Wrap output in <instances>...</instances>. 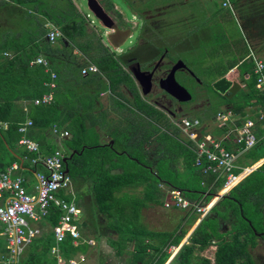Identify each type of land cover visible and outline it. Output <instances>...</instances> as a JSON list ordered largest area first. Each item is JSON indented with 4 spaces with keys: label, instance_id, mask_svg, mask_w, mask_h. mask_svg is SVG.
<instances>
[{
    "label": "trees",
    "instance_id": "trees-1",
    "mask_svg": "<svg viewBox=\"0 0 264 264\" xmlns=\"http://www.w3.org/2000/svg\"><path fill=\"white\" fill-rule=\"evenodd\" d=\"M66 1L45 7L43 0H0L1 5L12 3L16 20L12 32L4 35L0 31V171L22 160L20 171L43 169L32 159L59 147L52 126L68 129L70 137L62 144L65 155L72 154L67 162L69 174L74 182H85L82 188L91 193L94 217L102 216L106 227L117 234V239L110 241L117 253L131 247L129 264H165L171 246L181 244L200 215L188 211L183 218L187 226L182 222L172 230H155L143 221V209L164 204L166 191L161 184L181 188L194 202H207L223 188L225 178L204 173L196 165V153L181 140L180 129L143 97L132 75L124 69L129 53L112 50L96 29L89 32L86 18L78 12L74 0ZM246 3L238 11L239 19L254 52L264 55V0ZM58 6L60 14L55 15ZM106 6L115 8L109 0ZM2 21L3 17L0 25ZM49 23L63 33L54 44L46 36ZM181 41V45L189 43L196 51L209 49L197 33L190 32ZM74 46L84 54L82 60L75 55ZM240 49L242 57L246 56L249 50ZM154 51L155 59L163 48L156 46ZM40 54L58 73L55 101L51 104L33 103L48 91L46 83L50 80L42 64L30 63ZM90 62L99 71L83 74L82 69ZM236 63L234 60L222 75ZM254 67L252 60L241 66L251 79L243 94L245 103L237 107L238 111L252 99L264 104V96L256 88ZM123 86L132 96L124 94ZM107 90L111 91L110 112L101 100V93ZM222 97L229 105L231 100ZM27 118L34 122L27 136L39 142L40 153L29 152L20 144L23 133L19 127ZM103 133L110 139L104 140ZM258 146L247 153L252 163L264 156L257 152ZM78 195L80 199L82 195ZM60 214L53 205L47 218L50 225L57 224ZM80 228L83 236L91 231L85 221ZM260 237L264 239V163L221 197L180 247L172 264H212L203 255L212 245L217 246L215 264H257L251 247ZM54 244L52 231L37 237L26 250L23 264H57L51 254ZM88 245H74L67 238L61 247L69 257Z\"/></svg>",
    "mask_w": 264,
    "mask_h": 264
},
{
    "label": "rangeland",
    "instance_id": "rangeland-1",
    "mask_svg": "<svg viewBox=\"0 0 264 264\" xmlns=\"http://www.w3.org/2000/svg\"><path fill=\"white\" fill-rule=\"evenodd\" d=\"M56 1L67 2L66 0H43L42 6L49 7V5ZM99 1L110 19L121 28H133V35L127 38L121 47H115L111 43V40H109L110 38H108V33H111L113 30L105 25L104 22L100 21L89 6L88 0H74L78 12L86 18L88 31L91 32L93 29H96L98 32L102 33L103 40L112 50L119 54L129 53L130 58L138 55L139 60H143L144 62L153 56L147 55L146 52L153 47L156 49V46L169 49V54L166 59L174 61L178 57L184 58L202 82V85H200L197 82L182 81L183 85L194 91L195 95L198 94L197 92L200 93V98H197V102L204 100L206 102L207 98H213L215 94H217L213 91V83L217 76L216 68L217 65H220L217 63L223 64L225 60L219 61L218 55L220 54L213 53L214 49L212 45L223 43L224 50L229 51L230 42L233 41L248 51L246 49L248 42L241 21L235 9L232 8L235 7L237 1H240L241 4L246 2V0H230L232 7L231 5L224 6V0H112L115 3L114 9H108L104 0ZM11 7V2L5 5L0 4V19L3 17L4 21H2L4 24L0 25V31L4 35L8 32H12L14 29L16 20L12 14ZM54 14H60L59 6ZM145 16L158 19L157 26H153L148 23V21H144L151 32L145 29L142 32V18ZM47 26H52V24L49 23ZM190 32L194 34L197 33L200 38H202V41L208 45L207 47L209 49L201 52L193 50L189 43L181 45V40L184 39V36L189 35ZM148 40L150 42H147ZM195 44L197 45V42ZM73 49L75 55L82 60L84 54L78 47L74 46ZM155 51L153 52L155 53ZM148 99L150 98L148 97ZM101 100L104 108L110 112L109 92L103 94ZM216 110V107L210 106L205 109L207 112L206 115L212 114ZM187 116H198L203 124L206 123V131H211L210 128L214 126L212 123L214 119L204 118V112L202 113V111L192 112ZM64 139L61 141L58 139L59 143L57 142V145L62 147ZM103 139L109 140L110 136L103 133ZM256 150H258V148ZM258 151L262 153L260 149ZM31 178V182L36 184V178L32 176ZM84 185L85 182L81 179L74 182L75 189H79L83 197L80 206L82 207L84 215L81 218V222H88L91 230L86 231L84 236L87 238H94L96 243L86 246L83 251H81L86 257L81 264H129L131 247L125 249L122 254L117 253L115 247L110 242L111 239H117V234L111 232L106 227V221L102 216H99V218L94 217V213L91 211L94 207L93 198L88 189L82 188ZM166 198L167 194L165 196V199ZM187 212L188 211L176 208H166L164 205H150L143 209V221L146 225L155 230H172L180 223L184 222L183 218ZM43 221L45 220L41 222ZM187 225L188 224L184 222V226ZM44 228L46 232L50 230V227L47 228L46 225ZM5 246L6 237L0 235V254L1 249ZM179 247L180 246H178V248ZM174 252L175 251L171 250V254H174ZM214 252L215 247L213 245L207 248L203 254L213 257ZM251 253L257 264H264L263 238L260 237L256 246L251 247ZM50 256L51 255H47L48 258Z\"/></svg>",
    "mask_w": 264,
    "mask_h": 264
},
{
    "label": "built area",
    "instance_id": "built-area-1",
    "mask_svg": "<svg viewBox=\"0 0 264 264\" xmlns=\"http://www.w3.org/2000/svg\"><path fill=\"white\" fill-rule=\"evenodd\" d=\"M62 35L61 29L52 25L49 27L47 39L54 44ZM250 56L255 63L256 88L264 96V58L256 52H252ZM30 63L31 65L42 64L45 70L50 73V80L46 83L48 91L33 99V103L37 105L53 103L58 73L51 67L50 60L42 54L32 59ZM98 71L99 68L94 63H90L82 69L83 74ZM228 115L230 112H220L217 118L224 123L228 119ZM260 120L264 122V105ZM33 123L32 118H27L19 127V131L23 133L20 144L29 152L40 153L39 142L27 136ZM177 124L186 135L189 147L196 153V165L203 168L205 172L217 173L225 178L222 192H228L245 175L255 170L253 167H248L244 172H236L237 155L229 150L221 140L203 133L200 119L183 117ZM255 125L254 120L248 119L240 127L238 142L243 144L245 150L253 148L258 142V137L254 132ZM52 131L60 141L70 136L69 130L58 124L52 126ZM64 157L63 146H59L50 154H39L32 159L33 164L44 166L43 169L35 168L36 184L31 187L34 192L27 186L30 179L20 173L22 166L19 162L0 171V224L2 225V234L7 240V252L3 256L4 264H23L21 258L26 248L43 233L39 224L48 218L53 205L61 211L57 224L53 226L55 244L51 248V254L56 257L57 264H81L86 258L82 253L69 257L64 254L61 244L67 238H70L74 245L96 243L93 238H87L82 234L80 228L82 210L77 202L72 177L67 170ZM165 206L205 216L212 208V201L194 202L185 195L181 188L172 187L167 191ZM176 248L173 245L170 251H175ZM165 264L171 263L168 261Z\"/></svg>",
    "mask_w": 264,
    "mask_h": 264
},
{
    "label": "crops",
    "instance_id": "crops-1",
    "mask_svg": "<svg viewBox=\"0 0 264 264\" xmlns=\"http://www.w3.org/2000/svg\"><path fill=\"white\" fill-rule=\"evenodd\" d=\"M105 2H107L108 0H104ZM111 3L114 4L115 6V3L112 1V0H109ZM100 2V1H99ZM101 3V2H100ZM227 4V5H226ZM223 5L224 6H230V0H224L223 2ZM232 7V5H231ZM235 9L237 15H238V11H237V8L236 6L235 7H232ZM239 17V16H238ZM48 25V24H47ZM53 25V24H52ZM242 25V24H241ZM47 27H51V26H47ZM58 27V26H57ZM243 27V26H242ZM49 29V28H48ZM244 30V29H243ZM133 32H134V29H133ZM245 33V31H244ZM47 36V35H46ZM245 37H246V34H245ZM246 40L248 42V45H246V48L249 50L248 53L246 54V56H243L241 55V49L240 48H243V47H240L237 43L235 42H230V49L229 51L227 50H224V46H223V43H219V44H213L212 45V48L214 49V52L215 54H220L221 56H224V57H221L220 55H218V59L219 61H222V60H225V63L221 64V63H217V64H220V65H217V68H216V72H217V76L215 77V80L224 76V75H228V77L234 81H238L239 83H241L242 85V88L236 93L234 94L232 97H227L225 95H222V96H225L227 97L228 99L231 100L230 104L228 105L224 98L221 96V99L219 100L218 102V105H217V110L212 113V114H207L206 111H204V118H209V119H214V121L212 122L214 126H212L210 129L211 131H206L205 127L207 126L206 123H202V120L198 117V116H183V117H190V118H198L201 120V131L205 134H210L212 135L213 137H215L216 139H219L221 140L224 145L231 151H233L236 155H237V160H236V163H237V168L240 169L239 172H244V170L248 167H253L254 169L258 168L259 166H261L263 163H264V156L259 159L258 161L253 162V158L248 156L247 153L252 149H243V144L239 143L238 142V135H239V130H240V127L248 120V119H252L256 122V125L254 127V132L256 133L257 137H258V143L257 145H260L258 146V150L260 149V151L262 153H264V122L260 120V115H261V111L263 109V105L262 103H258L255 101V99H252V103L251 104H248L246 106L243 107V110L242 111H238L237 110V107H239L240 105H244L245 103V99L243 97V94L245 93V91L248 89L247 88V81L251 79V76L249 74H246L243 72V68H241V66L243 65V63H245L247 60H252L254 62V60L252 59V57L250 56V54L252 52H254L252 46H251V42L247 39L246 37ZM163 48V47H162ZM211 48V46H210ZM155 48L153 47V50ZM259 56H261L262 58H264V56L262 54H259L257 53ZM184 59V58H183ZM182 59V60H183ZM185 60V59H184ZM183 60V61H184ZM237 61V63L232 67L230 68L226 74L222 75L223 72H225V70L227 68H229L230 64L233 62V61ZM186 61V60H185ZM184 61V62H185ZM90 63H93V62H90ZM89 63V64H90ZM88 64V65H89ZM95 64V63H94ZM255 65V63H254ZM255 68V67H254ZM232 73V75H231ZM231 75V76H230ZM214 80V81H215ZM58 86V85H57ZM188 89V88H187ZM189 90V89H188ZM258 90V89H257ZM109 92V94L111 93L110 90H107V91H103L101 93V98H102V95ZM221 94V93H220ZM220 112H230V115H228V119L223 123L221 120H219L217 118V115L218 113ZM189 115V114H188ZM182 117V118H183ZM172 120V119H171ZM174 122V124L180 129L179 125L177 124V120H172ZM180 138L183 142L187 141V137L186 135L182 132V130L180 129ZM58 140V139H57ZM188 142V141H187ZM254 146L253 148L257 147ZM257 150V152H259ZM260 153V152H259ZM261 153V154H262ZM23 160L21 161V166L23 165ZM196 163V162H195ZM252 163V165H250ZM199 167V166H198ZM26 168V167H25ZM203 170V168H202ZM3 171V170H2ZM35 169L34 168H30L29 171L25 170L24 171H21L20 173L23 174L24 176L28 177L30 179L29 183L27 184L28 188H30V190L32 191V188L34 186V184L31 182V176L32 177H35ZM204 173H213V172H205L203 170ZM249 175V174H247ZM245 175L243 177V179L247 176ZM242 179V180H243ZM241 180V181H242ZM161 187L166 191L165 193L167 194V191L172 188V187H168V186H165L164 184H161ZM230 191V190H229ZM228 191V192H229ZM34 192V190L32 191ZM228 192H222V189L213 197L211 198L210 201H212V207L221 199V197L228 193ZM222 195V196H221ZM166 200V199H165ZM77 202L79 204V206L81 205V202L79 203L78 199H77ZM165 206V201H164V204ZM166 207V206H165ZM81 210H82V207L80 206ZM167 208V207H166ZM168 208H176V207H168ZM176 209H179V210H183V209H180V208H176ZM184 211H187V210H184ZM84 215V212L82 210V216L81 218L83 217ZM206 216V215H205ZM205 216H199L197 221L195 222V224L192 226V228L190 229V231L188 232V236L186 235L185 236V239L182 240L181 244L179 245L180 247L188 242L189 240V237L190 235L192 234V232L194 231V229L199 225V223L201 222V220L205 217ZM81 222V220H80ZM82 223V222H81ZM42 229H43V233H47L46 232V229L44 228V226L46 225L47 228L50 227V230L49 231H52L53 232V226L50 225V223L48 222V220L46 219L45 221L41 222L39 224ZM230 227V226H229ZM48 231V232H49ZM43 233L41 235H43ZM54 234V233H53ZM0 235L4 236L2 234V225L0 224ZM40 235V236H41ZM94 239V238H93ZM35 240V239H34ZM95 240V239H94ZM185 240V241H184ZM33 243V242H32ZM31 243V244H32ZM30 244V245H31ZM29 245V246H30ZM90 245V244H89ZM28 246V247H29ZM213 246V245H212ZM28 247L26 248V250L28 249ZM178 248V246H176ZM180 247L174 252V254H170V257L169 259L167 260L170 261V263L172 264V261L175 257V255L177 254V252L179 251ZM215 247V251L217 249V246L214 245ZM25 250V252H26ZM170 251V250H169ZM7 252V240H6V246L1 249V254H0V264H4V260H3V256L5 255V253ZM24 252V254H25ZM81 253V252H80ZM171 253V251H170ZM23 254V256H24ZM172 255V256H171ZM204 255V254H203ZM22 256V258H23ZM206 257H209L211 260H212V264H215V252H214V256L213 257H210V256H207L205 255ZM22 258H21V261H22ZM23 263V262H22Z\"/></svg>",
    "mask_w": 264,
    "mask_h": 264
},
{
    "label": "flooded vegetation",
    "instance_id": "flooded-vegetation-1",
    "mask_svg": "<svg viewBox=\"0 0 264 264\" xmlns=\"http://www.w3.org/2000/svg\"><path fill=\"white\" fill-rule=\"evenodd\" d=\"M245 5H246V2H243L241 4H240V2L239 3L236 2L235 6L237 8V11H239V9H243ZM157 20H158L157 18L155 19L153 17H147V16L142 18V21H143L142 28H141L142 32L144 29L151 32L149 30V28H147V26L145 25L146 22H144V21H148V23L152 24L153 26H157L158 25ZM141 38H143V37H141ZM153 51H154L153 48L149 49L146 52V54L147 55H153V53H154ZM168 54H169V49L163 48V51L155 59L150 57L148 60H145V62H144L143 60H139L136 57H131V58H128L126 60V62L123 64L124 69L127 72H129L132 75V77L134 78V80L136 81V84H137L140 92L142 93L143 97L150 104H152L157 110L161 111L165 117H168L174 121L177 120V123L182 119L183 116L188 115L189 113L197 112V111H202V113H203L205 111V109L210 107V106L217 107L218 102L221 99V96L224 94H220V92L215 90L214 87H213V91H215L217 94H215V96L213 98H207L206 102H205V100L197 102V98H200V93L197 92L198 94L195 95L194 91H192L190 88H188V89L192 93L193 98L189 101H180L178 98H176L174 95H172L170 92H168L167 90H165L162 87L161 81L168 76L169 72L171 71L173 66L177 63V61L180 59H183L181 57H178L174 61L166 59ZM185 63H186V66H182L176 70L175 75H176L177 80L182 85H183V83H182L183 80L186 82H192V83L197 82L200 85H202L201 80L195 74V72L192 70V67L188 64V62L185 61ZM137 68H140L141 71L146 72L147 75H149V73H151V72L153 73V75L151 77V83H152L151 89L147 94L143 93V86L137 80V78L135 76V72L138 71ZM123 92L127 96H132V94L129 92V89L126 88V86H123ZM148 97L150 99H148ZM66 157H68V156L65 155L64 160ZM67 162H65V163H66V166L68 168ZM72 181H73V179H72ZM73 186H74V181H73ZM74 189H75V187H74ZM75 192H76V198L78 199V196H79L78 194L80 193V190L75 189ZM82 199H83L82 196L80 199H78L79 203L82 201Z\"/></svg>",
    "mask_w": 264,
    "mask_h": 264
},
{
    "label": "water",
    "instance_id": "water-1",
    "mask_svg": "<svg viewBox=\"0 0 264 264\" xmlns=\"http://www.w3.org/2000/svg\"><path fill=\"white\" fill-rule=\"evenodd\" d=\"M88 3L100 21L104 22L105 25L114 30L111 33H108V38H110L109 40H111V43L115 47H121L126 39L133 35V28H121L110 19L99 0H88ZM182 66H186V63L180 59L173 66L168 76L161 81V84L165 90L170 92L180 101H189L193 98L192 93L177 80L175 75L176 70ZM137 69L138 71L135 72V76L143 86V93L147 94L151 89V77L153 73L151 72L147 75V73L141 71L140 68ZM213 87L221 94H224L227 97H232L242 88V85L238 81L230 79L228 75H224L214 81ZM71 156L72 154L69 157H66L65 162H67ZM67 170L69 169L67 168Z\"/></svg>",
    "mask_w": 264,
    "mask_h": 264
}]
</instances>
